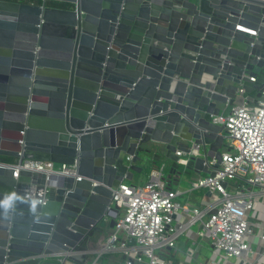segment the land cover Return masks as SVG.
<instances>
[{"label":"water","instance_id":"1","mask_svg":"<svg viewBox=\"0 0 264 264\" xmlns=\"http://www.w3.org/2000/svg\"><path fill=\"white\" fill-rule=\"evenodd\" d=\"M40 1L0 0V157L77 175L0 163V264H98L114 188L153 156L170 176L215 175L214 117L264 91V0ZM191 142L204 157L176 154Z\"/></svg>","mask_w":264,"mask_h":264},{"label":"built area","instance_id":"2","mask_svg":"<svg viewBox=\"0 0 264 264\" xmlns=\"http://www.w3.org/2000/svg\"><path fill=\"white\" fill-rule=\"evenodd\" d=\"M214 122L225 127L223 159L215 175L194 178L183 188V180L167 174L169 166L164 161L150 169L144 182H125L114 188L112 206L120 207L119 213L111 212L117 223L103 246L105 253L122 252L125 264H174L159 251L177 249L182 235L192 231L197 237L187 250L190 257L202 247L200 238L214 249L211 264L231 258L239 259V264H264V230L255 232L258 227L251 221L257 216L259 197L264 196V91L256 103L234 105L226 117L216 116ZM188 149L176 154L184 160L204 157L201 144L191 142ZM0 163L16 166V178L20 168L77 175L76 164L18 159ZM209 163L213 166L217 161L211 158ZM249 185L261 187V193ZM200 190L210 192L203 207L181 200L186 191ZM49 191L47 185L41 188L36 202L44 204ZM35 195L32 188L28 197ZM110 220L105 216L103 223ZM195 225L199 226L197 232L193 231Z\"/></svg>","mask_w":264,"mask_h":264},{"label":"crops","instance_id":"3","mask_svg":"<svg viewBox=\"0 0 264 264\" xmlns=\"http://www.w3.org/2000/svg\"><path fill=\"white\" fill-rule=\"evenodd\" d=\"M164 161H166L168 163V166L171 165L169 161H167L164 157H162L161 163ZM153 166L154 165L152 164V166L149 169H147V172L142 175V176H145L144 180L147 179L148 173ZM169 169H170V167H169ZM202 175H204V174L192 172V174L189 176L188 179L187 178L180 179L179 177H177V178L180 179L181 181L183 180V182L184 181L186 182L190 179H194V178H197V177L202 176ZM142 176H139L136 182L141 183L139 180L142 178ZM250 187L254 188V187H258V186L249 185L248 188L251 189ZM258 188H259V191L256 193L259 195L261 193L262 188L261 187H258ZM251 190L254 191V189H251ZM182 198H184V201H186V202H190L193 205L203 207L205 202L210 199V195H208V192L206 190H200V191H194V192L186 191L184 197H182ZM259 198L261 200V203L258 206V211L256 212L257 216L251 217V221L253 223H256V227H258L257 228L258 233L261 232L262 230H264V196L261 195ZM103 226L105 229L104 233L103 234H97V236L94 238V240L92 242L93 248H99V249L102 248L105 245V242L107 241V239L109 238V236L111 235V233L113 231V228L111 227L110 222L104 223ZM196 237H197V235L192 231L185 232L180 239V242L178 244L177 249H164V250L159 251V253L162 255L163 258H165V260H167L169 262L173 261L174 264H178V263H183V264H211V261H212L213 256H214V252L212 253V255L209 258H207V256H205V255H202L203 251H204V245L203 244H202V247L200 248V250L198 251V253L194 257H190L187 254L188 248L192 245V243H194ZM180 254H184L187 259H181ZM201 259H203V260H201ZM125 260H126V257L122 252L105 253V254L100 256L98 264H125ZM218 261L219 262L215 261L216 262L215 264H239V259H236V258H231L227 262H224V260H220V259Z\"/></svg>","mask_w":264,"mask_h":264},{"label":"rangeland","instance_id":"4","mask_svg":"<svg viewBox=\"0 0 264 264\" xmlns=\"http://www.w3.org/2000/svg\"><path fill=\"white\" fill-rule=\"evenodd\" d=\"M26 2L27 3H37V2L40 3L41 1L40 0H26ZM48 5L49 6H53V5H50L49 2H48ZM67 6L71 7L70 4H68ZM159 158H160L159 156H153L152 157V161L149 164V166L146 167V171L144 172V174L147 172V169H149L152 166V164L154 165V167H157L159 165V161L161 160V158L160 159ZM167 174H169V167L167 169ZM144 178H145V176H142V178L139 181L141 183L144 182L145 181ZM191 180L192 179H190V180H188L186 182L184 181L183 184L181 185V187L186 188L188 186V184H189V181H191ZM250 188L251 189H254L255 192H258L259 191V188L258 187H254V188L253 187H250ZM181 200H184V198H181ZM198 230H199V226L198 225H195L194 228H193V231L197 232ZM255 230H256L255 232H258L257 229H255ZM197 240H198L199 244H203L204 245V251H203V254L202 255H205V256H207V258H209L212 255L214 249L210 245H208L207 242L204 241L203 239L197 238ZM180 258L181 259H187L184 254H180ZM201 260H203V259H201Z\"/></svg>","mask_w":264,"mask_h":264},{"label":"trees","instance_id":"5","mask_svg":"<svg viewBox=\"0 0 264 264\" xmlns=\"http://www.w3.org/2000/svg\"><path fill=\"white\" fill-rule=\"evenodd\" d=\"M49 4L58 7V2L50 1ZM62 5H68V4L62 3ZM0 160H1V161H3V160H5V161H13L14 159H13V158H4V157H0ZM160 164H161V160L159 161V165H160ZM159 165H158V166H159Z\"/></svg>","mask_w":264,"mask_h":264},{"label":"flooded vegetation","instance_id":"6","mask_svg":"<svg viewBox=\"0 0 264 264\" xmlns=\"http://www.w3.org/2000/svg\"><path fill=\"white\" fill-rule=\"evenodd\" d=\"M13 1H21V2H26V0H13ZM37 3H38V2H37ZM58 7H63V8H71V7L67 6V5H62V3H59V2H58Z\"/></svg>","mask_w":264,"mask_h":264}]
</instances>
